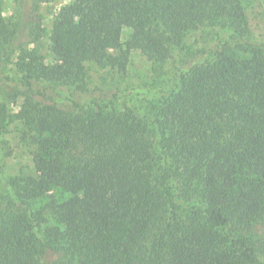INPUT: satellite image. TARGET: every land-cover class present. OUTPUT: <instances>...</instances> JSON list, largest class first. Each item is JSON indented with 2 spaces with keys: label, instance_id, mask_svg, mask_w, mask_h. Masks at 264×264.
Returning a JSON list of instances; mask_svg holds the SVG:
<instances>
[{
  "label": "trees",
  "instance_id": "trees-1",
  "mask_svg": "<svg viewBox=\"0 0 264 264\" xmlns=\"http://www.w3.org/2000/svg\"><path fill=\"white\" fill-rule=\"evenodd\" d=\"M217 23L244 41L243 0H72L50 61L39 24H0V123L26 97L32 147L31 171L0 194V264H264V44L247 58L223 46L163 86L86 83L87 63L125 73L139 51L162 67L187 33Z\"/></svg>",
  "mask_w": 264,
  "mask_h": 264
},
{
  "label": "rangeland",
  "instance_id": "rangeland-1",
  "mask_svg": "<svg viewBox=\"0 0 264 264\" xmlns=\"http://www.w3.org/2000/svg\"><path fill=\"white\" fill-rule=\"evenodd\" d=\"M71 1L47 0L40 2L38 10L33 11V7L28 5L19 10L17 0H0V24L11 21L17 15L22 22L24 21L25 26L33 23L34 26L38 27L39 24L42 35L38 46L42 54L50 61L51 52L48 47V37L53 22L60 8ZM243 5L250 29L244 41L233 42L230 37L231 30L223 23L206 24L187 33L182 45L174 49L173 56L162 67L156 66L152 60L139 51H134L131 54L125 73H119L108 66L100 67L94 63H87L86 83L88 88L126 93L136 86H163L172 74L188 68L195 62H200L223 46L229 48L230 51H234L239 57H249V53L245 51L248 45L264 44V0H243ZM129 36L130 30L125 29L123 40H126ZM22 37L23 34L18 39V43L24 41L25 38ZM31 45L35 46L37 43ZM15 54L7 56L3 65L4 70L14 68ZM144 99H141L140 103H142L145 110L146 108L151 110L154 100L147 101ZM29 106L30 101L19 95L16 101L10 102L12 118L9 125L4 126L0 123V194L6 192L8 180L22 173H29L32 169V147L23 140V122ZM52 193L58 198L63 196L62 191L59 189L53 190ZM47 201L48 198L38 200V207H42Z\"/></svg>",
  "mask_w": 264,
  "mask_h": 264
}]
</instances>
